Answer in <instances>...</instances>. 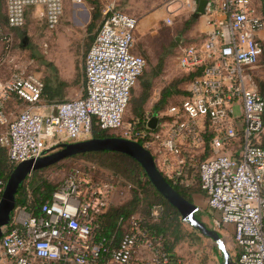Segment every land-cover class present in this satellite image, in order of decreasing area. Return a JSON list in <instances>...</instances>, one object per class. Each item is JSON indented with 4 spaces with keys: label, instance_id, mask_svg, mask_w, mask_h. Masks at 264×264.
<instances>
[{
    "label": "built area",
    "instance_id": "1",
    "mask_svg": "<svg viewBox=\"0 0 264 264\" xmlns=\"http://www.w3.org/2000/svg\"><path fill=\"white\" fill-rule=\"evenodd\" d=\"M184 2L194 6L193 0ZM4 4L0 67L12 47L11 31L25 26L28 12H35L50 30L60 24L64 12L63 0ZM218 8L224 19L208 20L210 33L179 48L178 69L200 73L187 83L185 96L158 114L155 130L134 131L124 121L146 63L133 52L136 19L111 6L84 56L82 96L43 106L44 84L35 74L13 70L0 80V125L6 127L0 145L18 164L55 146L91 139L97 128L141 144L159 172L177 182L196 165L207 144L209 155L197 167L205 203L218 214L213 230L232 226L237 264H264V149L259 146L264 101L252 76L264 54V38L257 35L264 30V20L252 0H220ZM213 10L208 2L205 12ZM11 102L22 110L7 121ZM235 107L239 115H234ZM116 191L114 184L72 169L38 214L15 206L2 228L0 264H169L161 238L149 233L138 216L123 227L117 246L112 237L101 235L100 220ZM160 212L161 207H154L151 216L156 219ZM139 248L149 252L147 260L137 258Z\"/></svg>",
    "mask_w": 264,
    "mask_h": 264
},
{
    "label": "rangeland",
    "instance_id": "2",
    "mask_svg": "<svg viewBox=\"0 0 264 264\" xmlns=\"http://www.w3.org/2000/svg\"><path fill=\"white\" fill-rule=\"evenodd\" d=\"M97 1L101 14L90 33H87L86 28L91 21V8L84 0H63L64 12L61 22L52 30L47 29L43 20L38 18L35 20L33 16H29L24 27L11 31L13 34L12 47L9 54L5 53L3 57L0 80L6 79L13 70H22L35 74L42 80L44 86L48 84L53 89L60 90L61 97L55 98L51 103L42 97L41 104L43 106L56 103L59 100L64 101L82 96L84 91L83 57L89 47L90 39L94 37L102 22L104 11L113 6L137 21L133 52L145 59L146 65L141 76L149 78L152 84L144 110L149 111L159 101L160 95L165 89L171 91L172 96L164 110L169 105L178 102L183 97L181 92L185 90L187 83L182 80L185 74L177 67V52L180 47L183 48L196 41L188 35L199 20L190 22L193 10L186 5L184 0ZM252 1L259 12L261 1ZM168 7L171 9L168 10ZM167 20L170 21L169 24ZM189 22L192 26L186 30ZM159 62L161 66L158 69ZM262 71L263 67L259 61L252 69L255 85L262 78ZM139 84L138 80L133 88L131 99L139 95L141 90ZM21 110V105H16L14 102L9 103L6 108L7 121L13 119ZM233 111L234 115H239L237 107ZM130 118H132L131 106L128 103L124 115L125 123H129ZM5 129V126L0 125V133H3ZM201 156L202 154L195 162L196 166L202 161ZM72 169L85 170L101 181L114 182L117 191L112 198V204L122 203L130 196V185L125 183L124 179L94 162L75 161L58 169L48 170L44 175L50 181H61ZM192 204L198 206L196 215L201 216L200 220L213 230L212 220L218 214L207 207L204 194L194 196ZM183 224L187 233L186 238L174 250L178 263L219 264V247L210 239L201 236L198 231L193 232L186 222L183 221ZM227 226L219 229L218 233L223 238L222 245H224L225 251L232 262H235L237 247Z\"/></svg>",
    "mask_w": 264,
    "mask_h": 264
},
{
    "label": "trees",
    "instance_id": "3",
    "mask_svg": "<svg viewBox=\"0 0 264 264\" xmlns=\"http://www.w3.org/2000/svg\"><path fill=\"white\" fill-rule=\"evenodd\" d=\"M84 1L91 8V21L86 28L87 33H90L95 27L96 20H98L100 17L101 10L97 0ZM260 1L261 8L259 13L264 20V0ZM2 17L3 14L1 13L0 9V18L2 19ZM189 20L190 22H195V19L193 18H190ZM187 26L188 28L186 30H189L192 24L190 23ZM94 37L90 39L89 47L92 44ZM260 59V64H262L263 67L262 78L257 81V85L255 86L260 97L264 101V54ZM159 66H161L160 62L157 67L158 69ZM199 73L200 71L198 70L194 73L185 74L182 80L185 83H189L193 79V77L197 76ZM138 80L140 81L139 86L141 90L139 95L134 97L133 99H131L130 96L129 103L131 106L132 118H130L129 123L131 124V127L134 131H149L147 129L146 119L148 117H157L160 112L164 111V107L168 104L169 98L172 96V92L167 89L162 91L159 101H157L155 105L146 112L144 110V105L149 99L152 84L151 80L149 78H145L144 76H140ZM186 94V90H183L181 92L182 96H185ZM42 97H45L47 101L51 103L55 98L61 97L60 90L57 91V89H53L51 86L46 84L43 89ZM61 101L62 100H59L58 102ZM92 137L105 138L114 137V135L94 128ZM259 146L264 149V136L262 137ZM208 155L209 147L206 144L205 151L200 158L203 160ZM80 160L94 162L98 166L112 172L117 176H120L122 179H124V181H126L125 183L130 185L131 188L130 196L126 201L117 205H110L105 214L102 216L100 220L101 235L105 236L108 239L110 237H113L112 244L113 246H117L119 239L124 233L123 227L128 224L131 217L138 216L142 219L143 227L149 233H151L153 236L161 238L165 251L170 257L169 264H177L178 261L175 257L174 250L179 243L185 240L187 235L183 226V221L181 220L180 215L176 211V209L169 205L167 201H165V199H163V197L159 195V193L151 185L140 165L126 155L115 152L85 153L72 156L51 167L36 170L32 172L30 176L27 177L25 181L19 186L15 195V206L27 205L34 214H38L40 205L50 198L51 194L63 181H50L45 177L44 173L48 170L58 169L61 166H66ZM15 166L16 164L9 159L7 149L1 147L0 145V197L5 183ZM92 177L96 180H99L93 175ZM164 178L169 183V185L184 200L188 201L189 203H193L194 196L203 194L198 177V167L196 165L188 170L185 178L182 181L173 182L165 176ZM192 180L193 182L191 183ZM189 181L190 183H188ZM104 182L112 183L110 181ZM112 184L115 185L114 182ZM157 206L161 207V212L156 217V219H154L151 216V213L154 207ZM196 216L198 219L201 218L199 214H197ZM190 229L193 232L195 231V229L192 227H190ZM219 255V258H221L222 256L220 253ZM235 259L236 262L237 256H235Z\"/></svg>",
    "mask_w": 264,
    "mask_h": 264
},
{
    "label": "water",
    "instance_id": "4",
    "mask_svg": "<svg viewBox=\"0 0 264 264\" xmlns=\"http://www.w3.org/2000/svg\"><path fill=\"white\" fill-rule=\"evenodd\" d=\"M193 2L195 8L190 16L197 20L205 14L208 0H193ZM157 122V117H151L147 123L148 129L155 130ZM93 152H115L126 155L137 162L145 172L151 185L169 205L176 209L181 220L198 231L201 236L210 239L219 247V253L222 256L218 260L219 264H237L236 262H232L225 250L222 251V237L220 233L209 229L204 222L197 218L198 206L184 200L169 185L157 169L151 153L141 144L120 137H92L91 139L80 142L64 143L45 151L41 157L16 164L5 183L0 197V237L2 235V228L9 223L11 214L15 208V195L17 190L32 172L51 167L75 155Z\"/></svg>",
    "mask_w": 264,
    "mask_h": 264
},
{
    "label": "crops",
    "instance_id": "5",
    "mask_svg": "<svg viewBox=\"0 0 264 264\" xmlns=\"http://www.w3.org/2000/svg\"><path fill=\"white\" fill-rule=\"evenodd\" d=\"M219 1L220 0H208L210 5L214 9L213 12L211 14H209V12H205L204 15L200 16V18L198 20V23L196 24L195 28L193 30H191L190 33L188 34L189 37H191L194 41L196 40L195 43L200 42L208 33H210L213 30V26L208 24V20L220 21V20L224 19V15L222 13H220L219 10H218L219 9L218 8ZM0 2H1V4H0L1 13L3 14V17H2V19L0 18V21L5 22V4H4V1H0ZM171 7H168V10H170ZM194 8H195V5L191 7V10H194ZM29 16H33V18L35 20L39 19L37 17V14L35 12H32V11L27 13L26 19ZM61 19H62V17H61ZM257 35H258V37L264 38V30L259 31L257 33ZM198 37H201V38L198 39ZM83 62H84V57H83ZM83 82H84V69H83ZM83 86H84V84H83ZM72 99H75V98H72ZM67 100H70V99H67ZM117 204H120V203H117ZM117 204H112V201H111V205H117ZM25 206H27V205H25ZM26 212L27 213H33V211H31V209L29 208V206H27ZM227 229L229 231H232V228L229 225L227 226ZM112 238L110 237V239H112ZM149 255H150L149 252L143 250L142 248H139L138 251H137V258L142 260V261L147 260L149 258Z\"/></svg>",
    "mask_w": 264,
    "mask_h": 264
},
{
    "label": "bare ground",
    "instance_id": "6",
    "mask_svg": "<svg viewBox=\"0 0 264 264\" xmlns=\"http://www.w3.org/2000/svg\"><path fill=\"white\" fill-rule=\"evenodd\" d=\"M223 243V242H222ZM224 246V245H223Z\"/></svg>",
    "mask_w": 264,
    "mask_h": 264
},
{
    "label": "flooded vegetation",
    "instance_id": "7",
    "mask_svg": "<svg viewBox=\"0 0 264 264\" xmlns=\"http://www.w3.org/2000/svg\"><path fill=\"white\" fill-rule=\"evenodd\" d=\"M24 41V40H23Z\"/></svg>",
    "mask_w": 264,
    "mask_h": 264
}]
</instances>
